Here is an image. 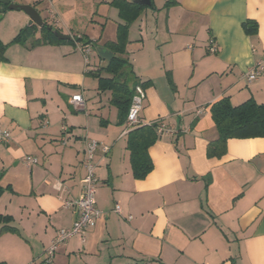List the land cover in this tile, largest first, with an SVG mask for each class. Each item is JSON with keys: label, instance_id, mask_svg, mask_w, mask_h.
Segmentation results:
<instances>
[{"label": "crops", "instance_id": "0c3cea01", "mask_svg": "<svg viewBox=\"0 0 264 264\" xmlns=\"http://www.w3.org/2000/svg\"><path fill=\"white\" fill-rule=\"evenodd\" d=\"M42 1L46 13L48 6L56 12L54 20L47 13L49 26L70 39L39 40L36 32L37 43H10L0 62V130L10 133L0 143V215L8 217L0 228H14L0 233V264H264V137L231 138L222 155H207L218 137L212 103H264V70L246 79L264 62V0L141 5L120 56L144 91L140 123L172 130L149 146L152 169L141 179L131 171L130 129L95 75L108 76L99 70L109 61L95 48L109 50L105 43L115 40L122 22L117 8L110 0H80L85 6L78 11L62 7L69 16L54 0ZM107 13L117 20L108 35ZM17 17L19 29L28 24L27 15ZM91 21L102 26L99 33H88ZM245 21L254 32L244 31ZM210 39L215 52L208 50ZM84 44L91 47L87 59L79 49ZM76 94L81 104L71 101ZM91 140L99 144L93 161L102 213L83 238L72 236L47 262L57 230L75 219L63 203L81 193ZM100 144L109 146L107 153ZM24 156L37 163H25ZM115 204L120 214L112 211Z\"/></svg>", "mask_w": 264, "mask_h": 264}, {"label": "trees", "instance_id": "16d2710c", "mask_svg": "<svg viewBox=\"0 0 264 264\" xmlns=\"http://www.w3.org/2000/svg\"><path fill=\"white\" fill-rule=\"evenodd\" d=\"M173 3L167 0L166 5ZM109 5L117 8L118 16L122 22L116 26V37L113 42H106L105 46L112 52V57L105 67L99 71H104L108 76L97 75L98 85L102 90L111 91V102L119 110L121 121L126 120L127 111L131 103L133 85H138L137 79L132 74L129 62L120 55L126 53L127 31L129 25L136 19L142 9L141 5L131 0H110ZM35 6V5H33ZM7 5L0 3V10ZM243 29L246 33L255 31V25L250 21H245ZM44 20L41 27L35 24L25 25L19 33L9 43H4L0 39V62L5 61V51L10 43H25L28 38L37 43L40 39H52L60 42L49 29ZM36 32H40V37L34 39ZM78 39H82L79 37ZM93 47L97 46L94 41L87 40ZM131 84H133L131 86ZM211 117L215 123L218 137L207 146V155L220 156L225 152L226 142L231 138H255L264 137V103H257L248 99L238 105H232L228 98H222L210 105ZM159 122L149 124H137L132 127L126 137V148L129 151L131 171L134 178L145 177L152 169V161L148 155V148L157 139L159 133L157 126ZM8 217L1 216L0 220H7ZM11 226H3L0 233L5 230H13ZM126 264H144L143 261H136Z\"/></svg>", "mask_w": 264, "mask_h": 264}, {"label": "built area", "instance_id": "2783aa9c", "mask_svg": "<svg viewBox=\"0 0 264 264\" xmlns=\"http://www.w3.org/2000/svg\"><path fill=\"white\" fill-rule=\"evenodd\" d=\"M49 1V0H46ZM47 13L50 19L54 20L56 18V12L53 7L48 6ZM79 49L85 54V59H87V54L91 50L90 45L84 44L79 45ZM208 50L210 52H215L216 46L213 39L208 41ZM264 70V62L259 61L253 65L246 73V79L248 81L255 80L259 75L262 74ZM144 100V91L140 85L135 86L134 94L131 97V103L126 115V128L131 129L140 123L139 113L142 109ZM71 101L75 104H81L83 99L80 94L73 95ZM63 131H66V127L62 126ZM157 132L171 133L172 130L165 126V124L160 123L157 126ZM10 139V133L7 130H0V143L7 142ZM99 146L98 142L91 140L86 143L85 148V175L81 180L82 188L80 195L72 200H65L63 205L68 208H73L76 216L69 228H62L57 230L54 239L52 240L50 246L45 251V260L50 262L57 250V248L63 244L66 240L74 235H80L83 238L85 231L88 227L93 224L95 219L102 213L96 207L95 191L97 178L95 176V163L93 161L94 153ZM103 153H107L109 146L105 144H100ZM23 160L27 164L37 163V159L32 156H24ZM113 212L120 214L121 207L115 204Z\"/></svg>", "mask_w": 264, "mask_h": 264}, {"label": "rangeland", "instance_id": "374dc122", "mask_svg": "<svg viewBox=\"0 0 264 264\" xmlns=\"http://www.w3.org/2000/svg\"><path fill=\"white\" fill-rule=\"evenodd\" d=\"M14 1L15 2H13V3L20 4L19 0H14ZM27 1L30 2V5H35L36 9L39 10L41 17L43 18V20L48 25L54 26V23L51 20H48V18H47V13L45 11L46 3L44 1H42V0H27ZM54 4H55L56 9L61 8V9L65 10L62 7L63 6H66V7L69 6V7H72L74 11L75 10L78 11L80 9H83V7L85 6L84 3H81L80 0H68V4L62 3L61 4L62 6H58V5L56 6L55 0H54ZM19 14H25V12L22 10H11L8 7H5V8L0 10V30H1L0 39H9V37H11L12 35L16 36L19 33V31L21 29V28L19 29V23L20 22H19V19L17 17V16H19ZM67 14L69 16L72 15V14H69L68 12H67ZM106 15H108V16H105L104 20H106V27H107L106 28V35H108L109 33L111 34L114 31L113 24L117 20L113 15H111V13H107ZM27 21H26V23H27ZM23 27H24V25H23ZM96 27H98V29H96ZM100 27H102V26L95 23L94 21H91L89 23V26H88V33H90V32L95 33L97 31L99 33ZM111 28L113 29V31H111ZM62 31H64V28L62 29ZM26 42H30V44H31L34 41L32 39L28 38ZM132 85L133 84H131V86ZM135 86H136V84L133 85V94H134Z\"/></svg>", "mask_w": 264, "mask_h": 264}, {"label": "water", "instance_id": "95a60500", "mask_svg": "<svg viewBox=\"0 0 264 264\" xmlns=\"http://www.w3.org/2000/svg\"><path fill=\"white\" fill-rule=\"evenodd\" d=\"M132 2L139 5H150L151 0H131ZM0 3L7 5L11 10H22L28 16V25L35 24L38 27L43 25V19L39 14L38 10L30 4H15L11 0H0ZM48 29L61 40L70 39V36L61 34L58 30L48 27ZM96 53L105 61H110L112 52L106 48L99 46L95 48Z\"/></svg>", "mask_w": 264, "mask_h": 264}]
</instances>
